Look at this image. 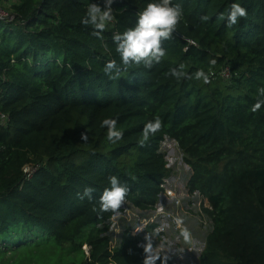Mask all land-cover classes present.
<instances>
[{
	"label": "trees",
	"instance_id": "16d2710c",
	"mask_svg": "<svg viewBox=\"0 0 264 264\" xmlns=\"http://www.w3.org/2000/svg\"><path fill=\"white\" fill-rule=\"evenodd\" d=\"M90 2L105 0H16L14 18L0 19V264H143L131 229L110 245L121 209L101 212L99 197L115 175L133 207L154 209L170 173L165 137L192 171L188 191L211 206L200 264H264V106L253 111L264 99V0H173L182 37L163 41L151 68L124 65L113 40L150 0H113L115 23L101 37L81 22ZM232 3L247 16L228 26ZM226 64L229 80L211 75ZM181 66L185 76L172 77ZM156 117L162 128L144 141ZM104 119H117L121 140H107ZM25 165H38L30 178ZM86 187L91 200L80 198Z\"/></svg>",
	"mask_w": 264,
	"mask_h": 264
},
{
	"label": "clouds",
	"instance_id": "9594fccd",
	"mask_svg": "<svg viewBox=\"0 0 264 264\" xmlns=\"http://www.w3.org/2000/svg\"><path fill=\"white\" fill-rule=\"evenodd\" d=\"M113 0H105L103 8L94 2H90L84 17L82 18L83 25H90L96 31L93 35L101 37V33L110 22L116 18L113 14L114 10L111 7ZM247 16V10L241 3H232L226 16L224 17L228 26L237 25L241 18ZM183 17V9L180 4L173 3V0H150L143 11L139 12L133 27L128 28L123 32L114 34L115 50L119 54L120 61L124 65L140 64L142 61L145 67L151 68L153 62L160 63L165 56V48L162 47V42L172 38L177 25ZM201 20L206 22L209 20L207 15L202 16ZM212 64L216 61L212 60ZM117 61L115 59L108 61L104 66V72L107 74L115 69ZM180 69L173 68L169 70L172 77L180 79L185 76V73ZM195 78L203 80L204 83L209 82V74L203 70H198L195 73ZM261 97H264V87L258 89ZM264 106V99L258 100L253 106V111L259 110ZM117 119H104L102 126L107 129V140L115 143L123 138V132L117 128ZM162 128V121L159 117L149 121L143 129L144 141H147L150 135H154ZM81 139L88 140L86 134H82ZM143 146V142H142ZM110 187L106 188L99 197V208L101 212L116 211L125 201L129 193V187L125 183H121L120 179L113 175L109 177ZM95 191L92 187H86L80 196L81 199L87 197L91 200L92 193ZM177 225L183 223L181 218L176 219ZM185 239L189 238L187 229L182 231ZM147 239V238H146ZM145 253L143 264H166L165 258L162 255L154 252L153 244L150 239L143 246Z\"/></svg>",
	"mask_w": 264,
	"mask_h": 264
},
{
	"label": "rangeland",
	"instance_id": "374dc122",
	"mask_svg": "<svg viewBox=\"0 0 264 264\" xmlns=\"http://www.w3.org/2000/svg\"><path fill=\"white\" fill-rule=\"evenodd\" d=\"M14 2L16 0H0V11L8 12ZM160 150L164 153L167 166L170 169L169 175L164 180V189H173L175 200L168 198L162 201V197H160V202L158 201L155 208L150 210H139L127 200L124 201L120 207L121 210L114 214L109 221V236L112 245L116 246L121 241L123 232L129 228L133 234L140 235V246L143 247L150 239L154 252L161 253L173 263L200 264V252L204 248L207 234L212 229V221L203 211L207 200L187 191L186 185L192 171L184 161L183 152L177 142L172 138L165 137L161 142ZM188 199L193 200L188 202ZM176 200L179 201L177 205ZM186 205L191 207L188 213L181 211H187ZM160 208L165 212L172 213L173 216L178 213L183 221L181 229H177L178 227L172 224L173 220L172 222L169 220V224L166 223L167 218H163V220L159 216L156 218L154 214ZM151 218L154 222L149 221ZM184 229L189 232L188 239L182 235ZM190 246H193L192 251H189ZM83 248L87 254L88 246L84 245Z\"/></svg>",
	"mask_w": 264,
	"mask_h": 264
},
{
	"label": "built area",
	"instance_id": "2783aa9c",
	"mask_svg": "<svg viewBox=\"0 0 264 264\" xmlns=\"http://www.w3.org/2000/svg\"><path fill=\"white\" fill-rule=\"evenodd\" d=\"M1 18H6L7 20H9V21H11L13 18H14V15H12V14H10V13H8V12H5V11H0V19ZM112 25H114V23H115V21H113V22H110ZM211 75H215V76H217V77H220V78H222V79H224V80H229L230 78H231V68H230V66L228 65V64H226V65H223L218 71H212L211 72ZM7 119H8V117L7 116H5V115H2L1 116V120H2V122H6L7 121ZM174 140V139H173ZM37 166L38 165H36V166H32V165H25L24 166V168H23V172H24V174L26 175V178H30L31 177V175H32V173L35 171V169L37 168ZM165 180V179H164ZM161 186H162V188H163V190H162V192L159 194V199H158V201L160 200V197H163L164 199H168V198H174V200H175V197H173L174 196V190L173 189H171V188H169V189H164L165 188V186H164V181H163V183L161 184ZM187 191H188V189H187ZM193 194H197V195H200L201 196V194L198 192V191H194L193 192ZM202 197V196H201ZM204 200H207V198H204V197H202ZM190 200H193V199H190ZM189 199H188V202L190 201ZM126 201V200H125ZM175 203H176V205L177 204H179V201L178 200H176L175 201ZM157 204V203H156ZM156 206V205H155ZM155 208V207H154ZM177 208H179V207H177ZM185 208L187 209V211L185 212L184 210H181L182 212H184V213H188V210L191 208L190 207V205H186L185 206ZM204 208H209V209H211V206H210V204H209V202H208V200H207V205H206V207H204ZM204 211V210H203ZM205 212V211H204ZM155 215V217L157 218L158 216L163 220V218H167V221H166V223H169V220H171V222H172V220H173V225H175L176 227H178L177 229H181V226H182V224L181 225H177V223H176V219L179 217V215H178V213H175V215L176 216H173V214L172 213H168V212H165V211H163V209L162 208H160L159 209V211H156V214H154ZM180 218V217H179ZM150 222H154V220H153V218H151L150 220H149ZM212 221V220H211ZM147 224V223H146ZM170 224V223H169ZM151 226H153V225H151ZM183 228H185V227H183ZM132 231V230H131ZM132 233H133V231H132ZM134 235H139V234H134ZM140 236V235H139ZM110 245L112 246V247H114L113 245H112V241H110ZM193 250V246L191 247H189V251H192ZM194 250H195V247H194Z\"/></svg>",
	"mask_w": 264,
	"mask_h": 264
},
{
	"label": "water",
	"instance_id": "95a60500",
	"mask_svg": "<svg viewBox=\"0 0 264 264\" xmlns=\"http://www.w3.org/2000/svg\"><path fill=\"white\" fill-rule=\"evenodd\" d=\"M174 34H176V35L182 37V35H181L179 32H177V30H175Z\"/></svg>",
	"mask_w": 264,
	"mask_h": 264
},
{
	"label": "crops",
	"instance_id": "0c3cea01",
	"mask_svg": "<svg viewBox=\"0 0 264 264\" xmlns=\"http://www.w3.org/2000/svg\"><path fill=\"white\" fill-rule=\"evenodd\" d=\"M162 201H164V198L162 197ZM159 202H160V200H159Z\"/></svg>",
	"mask_w": 264,
	"mask_h": 264
}]
</instances>
